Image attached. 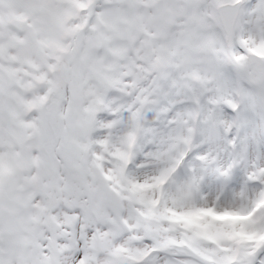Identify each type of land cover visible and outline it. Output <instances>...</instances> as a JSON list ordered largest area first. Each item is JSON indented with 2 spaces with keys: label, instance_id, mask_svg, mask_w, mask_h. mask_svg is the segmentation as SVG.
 Listing matches in <instances>:
<instances>
[{
  "label": "snow or ice",
  "instance_id": "6c2138e0",
  "mask_svg": "<svg viewBox=\"0 0 264 264\" xmlns=\"http://www.w3.org/2000/svg\"><path fill=\"white\" fill-rule=\"evenodd\" d=\"M0 264H264V0H0Z\"/></svg>",
  "mask_w": 264,
  "mask_h": 264
}]
</instances>
